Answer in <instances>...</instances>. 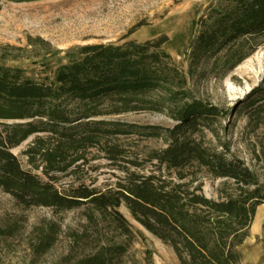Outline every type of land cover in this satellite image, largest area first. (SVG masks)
<instances>
[{
  "label": "trees",
  "instance_id": "trees-1",
  "mask_svg": "<svg viewBox=\"0 0 264 264\" xmlns=\"http://www.w3.org/2000/svg\"><path fill=\"white\" fill-rule=\"evenodd\" d=\"M32 1V0H16ZM190 45L194 63L223 53L230 67L252 53L264 38V0H215L198 18ZM165 36L78 45L64 54L51 78L33 79L19 67L0 63V190L23 207L71 210L80 207L109 215L118 229L130 223L124 205L146 231L173 249L181 264H241L239 246L249 236L264 188L244 162L209 151L186 133L209 127L224 112L198 99L186 100V76L162 45ZM250 48L242 52L243 45ZM264 100V88H253ZM127 112H165L173 127L106 119ZM47 135L50 147L38 135ZM163 138L154 158L168 169L201 166L231 181L228 192L210 198L182 182L153 173L128 172L113 189L83 185L58 187L51 173L62 171L66 150L99 147L116 161L118 135ZM36 135L28 152L45 163L43 176L21 166L12 149ZM55 140V141H54ZM264 234V220L261 225ZM95 254L81 264H109Z\"/></svg>",
  "mask_w": 264,
  "mask_h": 264
},
{
  "label": "rangeland",
  "instance_id": "rangeland-1",
  "mask_svg": "<svg viewBox=\"0 0 264 264\" xmlns=\"http://www.w3.org/2000/svg\"><path fill=\"white\" fill-rule=\"evenodd\" d=\"M214 1L0 0V63L19 67L33 79L51 78L65 63V52L78 45L165 36L162 48L186 76V100L198 99L225 113L212 117L209 127L186 134L209 151L241 159L264 188V100L252 92L257 86L264 88V38L232 68L223 53L194 63L190 45L196 22ZM249 48L246 42L242 52ZM106 119L169 128L175 124L165 112H127ZM38 136L44 139L41 146L50 147L53 140ZM36 137L30 136L12 152L23 168L43 176L45 163L28 152ZM111 139L120 150L114 162L99 147L66 150L61 164L66 167L51 173L56 185L113 189L126 171H133L173 182L182 176V182L199 187L210 198L230 189V180L216 178L201 166L161 165L153 156L167 146L163 138L126 134ZM118 210L130 223L128 231L118 229L109 215L86 207L61 211L23 207L0 190V264H81L95 254L107 257L109 264H181L171 246L141 227L124 205ZM238 251L241 264H264L262 228L250 227Z\"/></svg>",
  "mask_w": 264,
  "mask_h": 264
},
{
  "label": "bare ground",
  "instance_id": "bare-ground-1",
  "mask_svg": "<svg viewBox=\"0 0 264 264\" xmlns=\"http://www.w3.org/2000/svg\"><path fill=\"white\" fill-rule=\"evenodd\" d=\"M263 218H264V204L259 206L256 210L255 218L251 225L252 231L260 230ZM254 257H255L254 260H257L259 258L258 255H255Z\"/></svg>",
  "mask_w": 264,
  "mask_h": 264
}]
</instances>
